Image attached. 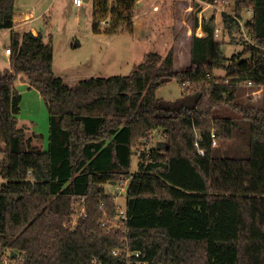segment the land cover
<instances>
[{
  "label": "trees",
  "instance_id": "16d2710c",
  "mask_svg": "<svg viewBox=\"0 0 264 264\" xmlns=\"http://www.w3.org/2000/svg\"><path fill=\"white\" fill-rule=\"evenodd\" d=\"M91 1L94 32L105 21L106 34H134L138 0ZM230 3L222 37L243 45L231 57L215 37V15L201 23L196 3L186 68L175 66L173 45L146 52L129 75L70 86L54 72L43 32L14 30L16 0H0L11 49L10 67L0 69V264L6 251L9 264H264V109L238 101L249 82L264 85V0ZM19 78L48 109L46 149L20 124ZM173 80L182 95L159 98ZM223 107L241 117L220 115ZM155 131L162 141L146 153ZM213 134L219 142L246 136L248 156H231L236 146L222 154ZM121 179L126 219L105 188Z\"/></svg>",
  "mask_w": 264,
  "mask_h": 264
},
{
  "label": "rangeland",
  "instance_id": "374dc122",
  "mask_svg": "<svg viewBox=\"0 0 264 264\" xmlns=\"http://www.w3.org/2000/svg\"><path fill=\"white\" fill-rule=\"evenodd\" d=\"M153 0H143L136 8V15L142 20L144 27L142 33L131 34L121 32L109 35L103 32L104 24H101V32L93 30V5L92 1H84L81 7H77L73 0H16V21L24 23L25 27L20 31L27 32L33 28L42 31L44 40L50 44L53 54L54 72L62 77L70 86H75L79 80L92 76L129 75L135 66L142 60L146 52L150 50L165 54L170 47H175V66L186 68L190 64L191 37L193 33L194 4L198 3L201 11L198 17L202 19L215 15L217 26L222 30V11H231V3H217L200 0H164L160 2V10L154 11L151 7ZM176 2V5H175ZM192 6V7H190ZM198 7V6H197ZM222 10V11H221ZM146 13V14H145ZM28 15V16H27ZM201 15V16H200ZM252 18L251 13L244 12L243 21ZM139 24V23H138ZM201 34L200 28L196 34ZM51 36V37H50ZM224 40V53L227 57L242 50V43L227 42V37H217ZM10 45V34L7 30L0 31V69H8L10 60L5 49ZM246 55L245 58H248ZM223 75L222 70L215 71ZM17 88L23 94L22 111L19 115L20 124L25 129L28 137L33 138L34 145L45 149L48 144L49 113L37 90H28L24 78H19ZM182 85L173 80L157 91L159 98L164 100H176L182 95ZM238 101L244 106H254L264 109V94L253 93V88L243 86ZM223 116L241 117V114L229 107L217 110ZM43 135V136H42ZM162 141L161 137H153L151 145H157ZM217 146L221 153L230 152L231 147L235 151L231 156L245 158L248 156L247 137L240 136L232 140L218 141ZM216 146V147H217ZM1 146L0 163L6 153ZM225 155V154H224ZM132 171H138L139 160L134 156ZM4 178L0 175V185ZM123 184H105L106 191L115 196L118 206L126 208V192L120 188ZM116 223V220L113 224Z\"/></svg>",
  "mask_w": 264,
  "mask_h": 264
},
{
  "label": "built area",
  "instance_id": "2783aa9c",
  "mask_svg": "<svg viewBox=\"0 0 264 264\" xmlns=\"http://www.w3.org/2000/svg\"><path fill=\"white\" fill-rule=\"evenodd\" d=\"M84 1L85 0H73V3L77 6V7H81L82 5H83V3H84ZM143 0H138V2H142ZM164 0H153L152 2H151V7H152V9L154 10V11H158V10H160V2H163ZM228 3V2H230V0H216V2L215 3H212L213 5H215V4H217V3ZM222 11V10H221ZM225 11V9L222 11V13ZM225 12H228V11H225ZM249 13H251L252 14V11L251 10H249L248 11ZM146 14V13H145ZM201 16V15H200ZM136 17H138V15H135V18ZM200 19V22L202 23V21H203V19H202V17L201 18H199ZM242 24V27H243V23L244 22H242V21H240ZM22 23V22H21ZM102 24H105L106 22L105 21H102L101 22ZM14 30H16V28L14 27ZM8 31V30H7ZM221 28H219L218 26H217V28H216V31H215V37L217 38V37H219L220 36V33H221ZM8 33H9V31H8ZM5 52H7L6 54H8V56L11 54V49H10V47H7L6 49H5ZM246 87H248V88H253V93L254 94H258V93H263L264 94V85H258V86H254V84L252 83V82H249L248 84H247V86ZM156 136H158V137H161V139L163 138V134H161V133H159V132H157V131H155L152 135H151V137H150V141H151V139L153 138V137H156ZM212 137H213V143H212V145L214 146V147H216L218 144H217V139L215 138V134H213L212 135ZM151 147H152V145H151V143H149V145H148V147H146V149H145V152L146 153H148V151L150 152V149H151ZM200 151V154H204L205 153V151L203 150V149H200L199 150ZM142 153V151H138V155L139 154H141ZM120 182L123 184V186H121V190L122 191H126V189H127V186H128V181H126V180H123V179H121L120 180ZM127 218V213H126V208H122V207H120V206H118V213H117V219H126ZM120 252L119 251H114V254H116V255H118ZM5 254V253H4ZM10 254V251H6V255L4 256V262L6 263V264H9V261H8V258H7V255H9ZM0 255H1V252H0ZM132 255H136V256H139V255H141L140 254V252H138V251H133V252H128V256H132ZM138 264H147V262H142V261H139L138 262Z\"/></svg>",
  "mask_w": 264,
  "mask_h": 264
},
{
  "label": "crops",
  "instance_id": "0c3cea01",
  "mask_svg": "<svg viewBox=\"0 0 264 264\" xmlns=\"http://www.w3.org/2000/svg\"><path fill=\"white\" fill-rule=\"evenodd\" d=\"M140 3V2H139ZM28 16V15H27ZM138 18H140V15L138 14V17H136V19H138ZM22 22V21H21ZM17 22L16 21V18H15V28H16V31H18V32H22V31H20V28L21 27H25V22H26V20L24 21V23L22 22ZM134 23H135V32H134V34H138V32L139 33H142L141 31H142V28L144 27V25H142V23H143V21L142 20H135L134 21ZM139 23V24H138ZM144 23H145V20H144ZM143 23V24H144ZM200 28V30H201V34H198V32H197V35H202L203 34V30H202V27L200 26L199 27ZM198 29V28H197ZM31 31H33L35 34H37L38 33V31L36 30V29H32ZM34 90H36V89H34ZM33 90V91H34ZM38 92V91H37ZM38 95H39V93H38ZM40 97V96H39ZM41 98V97H40ZM21 120V119H20ZM48 145V144H47ZM46 148H47V146H46ZM45 148V149H46Z\"/></svg>",
  "mask_w": 264,
  "mask_h": 264
},
{
  "label": "water",
  "instance_id": "95a60500",
  "mask_svg": "<svg viewBox=\"0 0 264 264\" xmlns=\"http://www.w3.org/2000/svg\"><path fill=\"white\" fill-rule=\"evenodd\" d=\"M86 2H88L89 0H85ZM162 145H165V143L163 142ZM113 184H116L117 182L116 181H112ZM15 255V253H14Z\"/></svg>",
  "mask_w": 264,
  "mask_h": 264
}]
</instances>
